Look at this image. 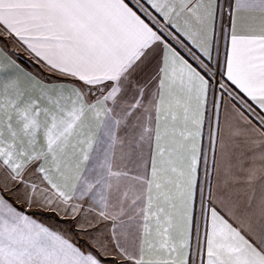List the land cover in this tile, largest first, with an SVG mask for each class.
<instances>
[{
  "label": "snow or ice",
  "instance_id": "snow-or-ice-1",
  "mask_svg": "<svg viewBox=\"0 0 264 264\" xmlns=\"http://www.w3.org/2000/svg\"><path fill=\"white\" fill-rule=\"evenodd\" d=\"M0 264H264V0H0Z\"/></svg>",
  "mask_w": 264,
  "mask_h": 264
},
{
  "label": "rangeland",
  "instance_id": "rangeland-1",
  "mask_svg": "<svg viewBox=\"0 0 264 264\" xmlns=\"http://www.w3.org/2000/svg\"><path fill=\"white\" fill-rule=\"evenodd\" d=\"M44 220L48 221L49 224H52L54 226H59V227H64L65 225L63 224L62 221L58 220V218H53L50 216H45L43 217Z\"/></svg>",
  "mask_w": 264,
  "mask_h": 264
},
{
  "label": "crops",
  "instance_id": "crops-1",
  "mask_svg": "<svg viewBox=\"0 0 264 264\" xmlns=\"http://www.w3.org/2000/svg\"><path fill=\"white\" fill-rule=\"evenodd\" d=\"M19 62L22 63V64H25V66L30 67V65H27L26 58H24V57H21ZM221 120L223 121V113H221ZM205 133L207 134V126L205 128ZM44 222L49 224V222L46 221V220H44Z\"/></svg>",
  "mask_w": 264,
  "mask_h": 264
}]
</instances>
